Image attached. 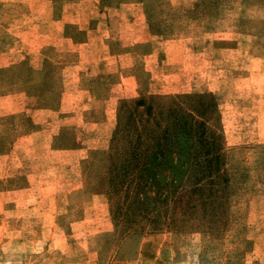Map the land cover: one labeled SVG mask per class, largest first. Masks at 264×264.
<instances>
[{"label":"rangeland","instance_id":"rangeland-1","mask_svg":"<svg viewBox=\"0 0 264 264\" xmlns=\"http://www.w3.org/2000/svg\"><path fill=\"white\" fill-rule=\"evenodd\" d=\"M152 99L192 165L115 189ZM0 264H264V0H0Z\"/></svg>","mask_w":264,"mask_h":264},{"label":"trees","instance_id":"trees-1","mask_svg":"<svg viewBox=\"0 0 264 264\" xmlns=\"http://www.w3.org/2000/svg\"><path fill=\"white\" fill-rule=\"evenodd\" d=\"M155 101L152 99L150 105L146 104L145 101L140 100L137 102V106L146 107L144 114L147 116L146 120L139 121L134 120L133 118L127 117L126 119V129L123 127L117 129L114 134L115 137L111 139L110 145V158L119 162L120 165L116 164L112 167V184L116 189V186L119 187L123 185L121 180L126 176V190L135 189L136 192L143 190V188H150L154 184H158L157 176L163 173L165 170H170L178 172L177 166L172 162V155L177 154L183 161H180L181 166L183 164L192 165V144L184 142L181 144L180 148L172 147V143L169 142H160L157 138L155 128L158 124L156 121V115L153 112ZM143 114V115H144ZM134 115V113H132ZM135 116V115H134ZM137 124V125H136ZM184 130V131H183ZM118 131L126 132V136L122 134L118 135ZM188 130L183 128L180 130L179 135L181 137H186L188 135ZM139 136V141L134 140L135 136ZM147 141V142H146ZM141 142V144H140ZM197 145L201 144V140L196 142ZM209 149L207 155H212L205 163L196 162V165L202 171V175L209 174L210 176L214 173L212 172L216 169L215 173H219V157L216 154L215 144H209ZM144 147V148H143ZM202 150H204L202 148ZM195 154L200 153V150L195 149ZM115 162V163H116ZM115 166H117L115 168ZM202 167V169H201ZM115 168V169H114ZM207 177V176H206ZM201 181V180H200ZM201 188L193 190V192L200 193ZM115 192V191H114ZM218 195L214 196V199H219ZM213 200V199H212ZM215 200L211 201V207L215 205ZM181 202V200H180ZM134 206L135 201L128 204V216L134 215ZM131 211L134 213L132 214Z\"/></svg>","mask_w":264,"mask_h":264}]
</instances>
